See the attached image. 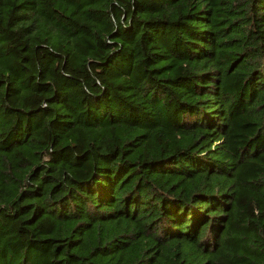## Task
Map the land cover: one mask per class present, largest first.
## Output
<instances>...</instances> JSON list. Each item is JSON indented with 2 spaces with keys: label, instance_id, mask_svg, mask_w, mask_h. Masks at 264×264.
<instances>
[{
  "label": "trees",
  "instance_id": "1",
  "mask_svg": "<svg viewBox=\"0 0 264 264\" xmlns=\"http://www.w3.org/2000/svg\"><path fill=\"white\" fill-rule=\"evenodd\" d=\"M0 264H264V0H0Z\"/></svg>",
  "mask_w": 264,
  "mask_h": 264
}]
</instances>
